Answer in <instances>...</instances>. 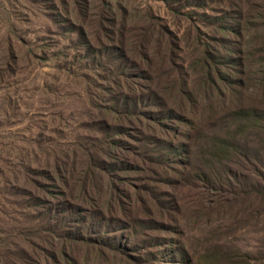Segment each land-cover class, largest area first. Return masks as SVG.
I'll list each match as a JSON object with an SVG mask.
<instances>
[{"label":"rangeland","instance_id":"obj_1","mask_svg":"<svg viewBox=\"0 0 264 264\" xmlns=\"http://www.w3.org/2000/svg\"><path fill=\"white\" fill-rule=\"evenodd\" d=\"M263 79L264 0H0V264H264Z\"/></svg>","mask_w":264,"mask_h":264},{"label":"trees","instance_id":"obj_2","mask_svg":"<svg viewBox=\"0 0 264 264\" xmlns=\"http://www.w3.org/2000/svg\"><path fill=\"white\" fill-rule=\"evenodd\" d=\"M165 32V30H160L159 33L160 34H163ZM144 52H145V58L146 57H149L150 55V48H149V45H146L144 47ZM208 55V52L207 51H203L201 53V56L203 58V67L206 69V72L208 74H214V72H216V70L218 69V67L215 69V65H213V63L209 62V58L206 56ZM172 56H178V55H175L173 54ZM235 60V59H234ZM209 63H208V62ZM238 68L241 67L242 68V65L240 63V61L237 60L236 62ZM232 68L234 69L235 68V65L232 64L231 65ZM236 66V67H237ZM231 68V69H232ZM264 81V79H263ZM212 86L215 87L216 86V81H215V78L214 76L212 75ZM182 87H183V90H184V95H182V97L185 98V100L187 101L188 100V96L191 95L189 89H188V79H185L183 84H182ZM131 96H135V100L134 102H132V100L130 99ZM130 96L129 93H124L122 94V98H119L120 100H122V105H120V109H124L125 107H133L134 109H138L139 107V104H140V101H142L143 97L141 95V93L138 91L136 93H133L132 95ZM131 100V101H129ZM119 101V100H118ZM132 102V103H131ZM189 103V102H188ZM187 102H182L178 105H180L181 109H182V112H183V115H181V117H178L177 120H179L180 122H184L186 120V114L185 112H189V108L190 106L188 105ZM120 104V103H119ZM156 106V107H164L166 109H159V113L158 115L160 117H158L157 119H154V118H150L151 120H155L157 121V123H162V118H165V119H170L173 114H174V108H171L170 106L169 107H166L165 103H161V104H154L153 107ZM117 110V109H116ZM223 112L227 114V118H231L233 120L234 123H240L242 128H250V129H256L258 131H263L264 132V100L262 103H252V105H234L233 104V101H229V104L227 105H224L223 106ZM110 111H113L114 113H117V111H114L113 109H111ZM122 118H123V114H126V116H129V112L128 111H118ZM128 112V113H127ZM133 114V113H132ZM162 116V118H161ZM184 116V117H183ZM119 118V117H118ZM173 118V117H172ZM164 124V123H162ZM117 128V126H116ZM195 129V126L194 124L191 126V132H193ZM169 130H171V128H167L166 127V130L164 131V135H166ZM239 133L238 132H234L231 136L229 135V133H225V136L224 137H218L219 140H216L214 143H212L210 145V149L212 151L211 153V159H215V160H218V161H231V155H233V152L235 148H238V146L240 145L239 143ZM153 138H157V142L159 144H162V145H165L164 149L163 147L162 150L165 152V153H172V151L175 150V145H174V140L172 141H163L161 140L160 138L158 137H153ZM188 138V137H187ZM144 147V146H143ZM245 157V156H244ZM244 159V158H243ZM245 160V159H244ZM141 164H145V165H149V164H156V165H159L161 162L158 161V160H155L153 159L152 157L150 156H144L143 159L139 160ZM135 160L132 162L133 164ZM128 169L131 168V166L128 164ZM87 190V188H86ZM63 256H65L66 254L64 253V251L62 252Z\"/></svg>","mask_w":264,"mask_h":264}]
</instances>
